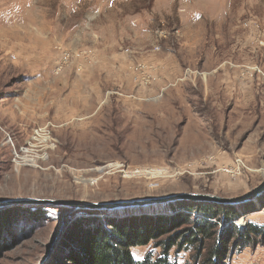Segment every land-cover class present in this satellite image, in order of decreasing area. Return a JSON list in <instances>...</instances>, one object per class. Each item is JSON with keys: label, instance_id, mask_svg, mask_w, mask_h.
I'll list each match as a JSON object with an SVG mask.
<instances>
[{"label": "rangeland", "instance_id": "374dc122", "mask_svg": "<svg viewBox=\"0 0 264 264\" xmlns=\"http://www.w3.org/2000/svg\"><path fill=\"white\" fill-rule=\"evenodd\" d=\"M263 179L264 0H0V264H76L74 221L192 218L199 203L64 217L18 199L235 197ZM226 206L239 228L264 226L263 194ZM188 226L169 233L175 264L200 258ZM162 238L132 257L155 258ZM227 264H264V244Z\"/></svg>", "mask_w": 264, "mask_h": 264}, {"label": "trees", "instance_id": "16d2710c", "mask_svg": "<svg viewBox=\"0 0 264 264\" xmlns=\"http://www.w3.org/2000/svg\"><path fill=\"white\" fill-rule=\"evenodd\" d=\"M190 206L196 213L192 218L129 216L74 221L71 227L73 233L81 223L85 226L78 232V248L73 252L72 259L76 264H175L169 260L168 253L177 244V233H169L185 224L189 226L181 231L179 238L181 242L196 244V254L200 258L197 263L194 259V264H227L232 249L264 244V226L248 222L239 228L234 223L238 213L233 206L209 202H194ZM252 211L249 209L244 213ZM161 237L164 238L160 240L161 252L158 256L152 258L148 254L140 260L132 257L131 248ZM202 239H210L207 248L201 245Z\"/></svg>", "mask_w": 264, "mask_h": 264}, {"label": "water", "instance_id": "95a60500", "mask_svg": "<svg viewBox=\"0 0 264 264\" xmlns=\"http://www.w3.org/2000/svg\"><path fill=\"white\" fill-rule=\"evenodd\" d=\"M264 192V179L256 187L248 191L247 193L235 196V197H222L211 194L204 193H176L166 196L158 197H147L131 200H119L113 202H86V201H72L65 199H44V198H30V199H18V202L21 203H41V202H54L58 203L60 206L65 207L63 216L65 217L68 213L72 212L78 208H93V209H114V208H124V207H138V206H147L150 204L163 203V202H172L176 200H193L199 202H209L222 205H234L239 203H244L250 199L259 196ZM246 225L244 222L243 227Z\"/></svg>", "mask_w": 264, "mask_h": 264}]
</instances>
